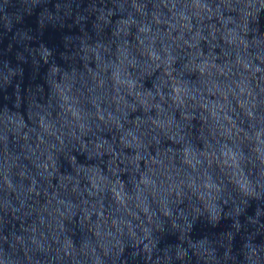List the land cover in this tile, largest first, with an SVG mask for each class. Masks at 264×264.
I'll return each instance as SVG.
<instances>
[{"label": "water", "instance_id": "obj_1", "mask_svg": "<svg viewBox=\"0 0 264 264\" xmlns=\"http://www.w3.org/2000/svg\"><path fill=\"white\" fill-rule=\"evenodd\" d=\"M0 264H264V0H0Z\"/></svg>", "mask_w": 264, "mask_h": 264}]
</instances>
